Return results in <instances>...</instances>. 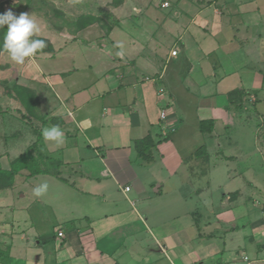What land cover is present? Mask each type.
I'll use <instances>...</instances> for the list:
<instances>
[{
	"label": "crops",
	"instance_id": "crops-1",
	"mask_svg": "<svg viewBox=\"0 0 264 264\" xmlns=\"http://www.w3.org/2000/svg\"><path fill=\"white\" fill-rule=\"evenodd\" d=\"M61 8L95 20L27 12L51 49L24 64L0 28V264H264V0Z\"/></svg>",
	"mask_w": 264,
	"mask_h": 264
},
{
	"label": "clouds",
	"instance_id": "clouds-1",
	"mask_svg": "<svg viewBox=\"0 0 264 264\" xmlns=\"http://www.w3.org/2000/svg\"><path fill=\"white\" fill-rule=\"evenodd\" d=\"M7 25V31L4 35L2 48L10 59L17 64H24L27 58L33 57L39 50L46 47L44 39L34 38L40 32V27L35 20L30 18L29 14H20L16 16L11 10L0 14V28ZM116 47L121 51L117 55H123V42H116ZM42 136L46 141H55L60 144L64 140V133L58 126L44 128ZM48 190V184L44 183L34 188V195L43 196Z\"/></svg>",
	"mask_w": 264,
	"mask_h": 264
},
{
	"label": "rangeland",
	"instance_id": "rangeland-1",
	"mask_svg": "<svg viewBox=\"0 0 264 264\" xmlns=\"http://www.w3.org/2000/svg\"><path fill=\"white\" fill-rule=\"evenodd\" d=\"M69 1L70 0H0V5L4 6V4L7 3L8 9L6 8V10L7 11L11 10L16 16H19L20 14H25L27 12H32L33 14H37L41 17H44L50 24L51 28L61 29L63 27H75L76 24H79L81 22L79 19L76 20L75 17L73 18L66 17V14L62 12L63 9L61 8V6L63 5V2L68 3ZM161 1L162 0H157L159 8H160ZM164 11L170 12L171 8H168L166 10L165 9L161 10V8L159 9V13L164 12ZM83 17L87 19L86 16H83ZM83 17H80V18H83ZM132 20H135L134 17H132L129 20V22H132ZM36 23L38 24V20H36ZM125 23L123 26H125ZM242 125L243 127L245 126L244 124ZM257 126L259 127L258 128L259 129V139L261 143H263L264 141V119L258 121ZM240 135H243L244 138H247L246 143L247 142L249 143V140L251 138H248L249 135L248 137H245L246 132H242L240 133ZM244 149L249 151V150H252L253 147L249 143Z\"/></svg>",
	"mask_w": 264,
	"mask_h": 264
},
{
	"label": "trees",
	"instance_id": "trees-1",
	"mask_svg": "<svg viewBox=\"0 0 264 264\" xmlns=\"http://www.w3.org/2000/svg\"><path fill=\"white\" fill-rule=\"evenodd\" d=\"M83 17V16H81ZM87 19L90 21H94L95 18L91 17V16H86ZM84 17L83 18H79V20L83 21ZM88 20H85L84 21V25H86L88 23ZM7 28V26H6ZM36 39H44V38H40V37H34ZM46 41V47L45 49H51V45L49 44V42L44 39ZM238 91H232L230 94L233 95L234 93H236ZM209 123L212 124L213 122L212 121H203L201 123V130L203 132H206V131H210L211 129L209 128ZM146 142L148 141V138L147 140H145ZM141 143H144V142H141ZM38 149V146L34 145L31 150L25 152L19 159L18 161L16 162L17 164L15 165V169H11V171H5L4 174L5 176H8V178H10L8 181L12 182L13 180V177L15 175V173L18 171V168L19 167H24L26 169L29 170L30 174H35V173H41L43 171H45V169L42 167V164H41V160H43L44 158L42 157H37V156H33V152L34 150ZM142 151V150H141ZM40 160V161H39Z\"/></svg>",
	"mask_w": 264,
	"mask_h": 264
},
{
	"label": "built area",
	"instance_id": "built-area-1",
	"mask_svg": "<svg viewBox=\"0 0 264 264\" xmlns=\"http://www.w3.org/2000/svg\"><path fill=\"white\" fill-rule=\"evenodd\" d=\"M169 5V1H165V2H163V4H162V6L163 7H166V6H168ZM172 54L173 55H176L177 54V50L176 49H174L173 51H172ZM164 88L163 87H161L160 88V92H164ZM167 110L166 109H163L162 110V112H161V120H163V121H165L166 119H167ZM173 129V128H172ZM130 188V186H125V189H129ZM60 235H62V232H60Z\"/></svg>",
	"mask_w": 264,
	"mask_h": 264
}]
</instances>
